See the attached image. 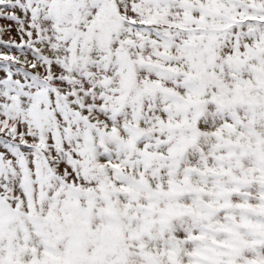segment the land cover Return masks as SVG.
I'll list each match as a JSON object with an SVG mask.
<instances>
[{"label": "snow or ice", "instance_id": "1", "mask_svg": "<svg viewBox=\"0 0 264 264\" xmlns=\"http://www.w3.org/2000/svg\"><path fill=\"white\" fill-rule=\"evenodd\" d=\"M0 264H264V0H0Z\"/></svg>", "mask_w": 264, "mask_h": 264}]
</instances>
